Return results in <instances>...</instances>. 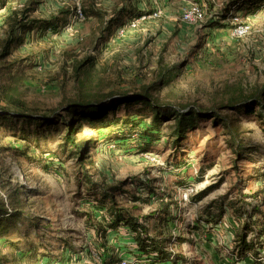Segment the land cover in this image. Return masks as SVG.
<instances>
[{
  "label": "rangeland",
  "instance_id": "374dc122",
  "mask_svg": "<svg viewBox=\"0 0 264 264\" xmlns=\"http://www.w3.org/2000/svg\"><path fill=\"white\" fill-rule=\"evenodd\" d=\"M6 1V7L0 4L2 107L8 106L2 97L12 95L29 112L62 113L65 120L68 116L61 106L79 91L103 95L109 88L140 90L164 74L169 83L153 91L161 102L211 108L229 96L228 90L242 86L251 92L264 84V8L247 16L233 9L223 19L229 0H38L31 17H57V30L35 28L3 56L9 10L22 9L28 0ZM194 4L203 10V19L184 21L183 13ZM85 10L98 11L103 18ZM155 10L161 11L159 17L130 26L131 17L139 19V13ZM113 18L118 23L109 30ZM215 21L219 24L210 26ZM240 23L252 27L243 38L233 34ZM88 55L95 57L96 66L78 81L70 65L75 57ZM137 111L142 117L151 115L143 104L121 106L116 114L123 117ZM219 113L237 130L235 135L228 134L223 123L203 119L180 143L172 136L174 120L164 122L151 139L145 138L144 122L133 126L138 130L131 135L129 124L111 121L108 132L83 120L77 137L89 146L84 164L78 162V152L64 143L68 128L63 120L47 131L27 122L0 121V148L12 145L27 151L20 155L0 151V197L10 202L11 195L13 203L12 193L20 189L22 202L17 208L31 217L21 223L22 230L14 228L7 237L19 243L18 251L37 248L38 258H22L10 247H0V253L7 255L8 264H118L123 259L130 264H173L141 253L125 226L107 227L105 240L97 236L89 216L106 226L108 221L105 209L93 200L124 183L122 188L138 199L118 200L135 216L156 213L162 199L171 203L169 223L152 217L146 225L150 234L162 232L173 257H185L179 264H264V234L255 257L239 261L233 253L239 223L253 209V219L264 220V120L237 110ZM236 135L242 143L240 158L231 148ZM211 186L217 188L196 200ZM149 189L157 195L152 197ZM259 224L255 228L264 229Z\"/></svg>",
  "mask_w": 264,
  "mask_h": 264
},
{
  "label": "trees",
  "instance_id": "16d2710c",
  "mask_svg": "<svg viewBox=\"0 0 264 264\" xmlns=\"http://www.w3.org/2000/svg\"><path fill=\"white\" fill-rule=\"evenodd\" d=\"M0 4L2 7H6L7 1L0 0ZM38 4V0H28L23 5L22 9L14 7L10 8L9 14L5 19L7 29L5 30L3 39V56L9 55L12 52L11 49L13 46L23 43L26 34L32 32L35 28L41 29L42 31H46L48 28L57 30L60 20L57 19V17L50 19L31 17L38 9ZM263 8L264 0H229L227 1L223 19H227L233 9L236 11H244L247 16L256 14ZM85 12L86 14L88 12V15H90L91 12L97 18H103L102 14L98 11L85 10ZM150 12L152 11L141 12L139 13V16L146 15ZM132 19L135 18L131 17V20ZM218 22L219 21H215L211 23L210 26L218 25ZM116 23H118V20H115L114 18L110 19L106 28L110 30L114 24L116 25ZM121 23H123V21L119 22V24ZM95 66V57L90 55L85 56L84 58L75 57L70 65L71 70L78 81H80V76L83 73L89 72L90 69ZM64 73L67 74L66 66L64 67ZM169 81L170 80H165L164 74H161L160 80L155 81L150 85L143 86L140 90H116L109 88L106 94L103 95H95L94 93L79 91L75 98L66 100L65 104L61 106L63 113L69 117V121L67 120L68 117L63 120L64 115H62V113L57 114L53 112L51 115H47L29 112L22 101L12 95L5 94L4 96L2 95V100L8 106H0V121L7 122L8 120H13V124H16L17 122H27L31 123V125L38 126V130L44 128V131H47L49 128L56 127L60 120H63L62 123L68 128L64 137V143L67 146L71 145L72 150L78 152V162L84 164L89 157V146L85 144L86 142H82L77 137V135L82 132L83 120L94 122L99 125L101 129H109L108 132H110L111 121L125 123V126L129 124L130 127L137 125L142 126L144 122L145 138L150 137V139L155 136L156 132L164 122L174 120L175 125L172 136L176 137V143L182 142L187 137V134L196 128L197 122L203 119H213L215 120V123H223L228 129V134L235 135L237 130L232 128L226 118L220 115V110H237L245 114L256 113L262 120H264V84L251 92H248L242 86L235 87L232 90H228L229 96L221 101L216 107L204 108L196 105L177 107L169 103L161 102L158 98L153 96V91L158 89L160 84L166 85ZM81 84H85V79L81 80ZM137 104H143L146 108H149L151 110V115L142 117L143 115H141V111L129 112L123 117L116 114L121 106H125L129 109ZM108 115L112 116L111 119H108ZM137 130V127H133L131 135L132 133L137 132ZM119 131H121L119 133H122V130ZM237 136L238 135L234 137L235 142L231 144V148H233L237 157L240 158L243 154V150L241 139ZM25 149H28V146H26ZM1 150H12L19 155L22 154L21 150L24 153H27L23 147L19 148L18 146L12 145L3 146L0 148V151ZM134 184L135 182L131 181L130 185L134 186ZM123 185L124 183H121L120 185L109 187L103 192V195H98L93 200V203L96 204L98 208L105 209L107 212V215H105L108 221L107 226L101 223L92 214L89 216L90 224L94 226L97 236L104 238L105 240L107 237V227L110 229H117L120 226H125L134 235L135 242L141 253L147 255L153 254L155 260L172 261L173 264H179L180 260L184 262V256L174 254L173 257V254L166 250L163 240L165 237H160L162 232L160 235L150 234L146 225L147 220L152 217L157 218L160 223H169L172 219L170 210L171 203L165 202L164 199H162V203L160 204L161 207L156 213L152 212L149 215H143L142 217L135 216L130 213L128 208L119 203L118 197L125 200L130 199V201H132V199H138V197L131 196L128 191L123 189ZM215 188H217V186H211L202 190L196 195V200L203 199L206 195L215 190ZM149 191H152V197L157 195L152 189H149ZM20 193V189H17V191L15 190V192L12 193L13 203L11 195H8L10 202H5L4 199L0 197V240L2 239V246L0 245V247H10L15 251L19 248V243H13L8 239L7 235L14 228L22 230L21 223L31 219L26 212L17 208V204L22 202L20 200ZM149 200L150 199H148V201ZM258 211L260 210L257 209V212ZM255 213V209H253L248 218L239 223L238 227L235 229L233 253L239 261L246 259L248 256L255 257V254L257 255L258 253L257 248L258 245L261 244L259 242H261L260 238L264 234V229L257 230L255 226L257 223L260 226L259 223H261L263 227L260 228H264V220L262 222H259L260 219L254 220ZM29 224L31 226H37L36 221H30ZM255 230L257 231L255 232L254 237L249 238L250 233ZM16 252H20L21 256H19L22 258L26 256L30 258H38V250L34 246H29L24 252L22 250H17ZM113 259L114 258H110V260ZM8 262L7 255L2 251V254L0 253V264H8Z\"/></svg>",
  "mask_w": 264,
  "mask_h": 264
},
{
  "label": "built area",
  "instance_id": "2783aa9c",
  "mask_svg": "<svg viewBox=\"0 0 264 264\" xmlns=\"http://www.w3.org/2000/svg\"><path fill=\"white\" fill-rule=\"evenodd\" d=\"M161 15L160 10H155L151 14L142 15L139 19H133L130 22V26L137 27L140 21H146L148 18H157ZM204 12L198 4H194L191 9L183 13L182 19L186 22L196 23L203 19ZM252 32V27L248 23H240L234 29V35L237 38H243ZM118 264H130L128 260L123 259Z\"/></svg>",
  "mask_w": 264,
  "mask_h": 264
}]
</instances>
